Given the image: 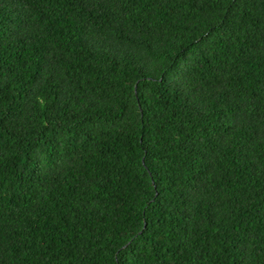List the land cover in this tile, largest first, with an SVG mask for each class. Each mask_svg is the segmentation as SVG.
Returning <instances> with one entry per match:
<instances>
[{
    "label": "trees",
    "instance_id": "16d2710c",
    "mask_svg": "<svg viewBox=\"0 0 264 264\" xmlns=\"http://www.w3.org/2000/svg\"><path fill=\"white\" fill-rule=\"evenodd\" d=\"M0 264H264V0H0Z\"/></svg>",
    "mask_w": 264,
    "mask_h": 264
}]
</instances>
